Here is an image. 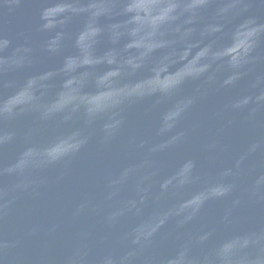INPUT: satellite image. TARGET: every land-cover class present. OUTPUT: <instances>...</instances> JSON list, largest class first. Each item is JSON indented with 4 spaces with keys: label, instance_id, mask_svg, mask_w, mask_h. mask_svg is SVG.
<instances>
[{
    "label": "water",
    "instance_id": "obj_1",
    "mask_svg": "<svg viewBox=\"0 0 264 264\" xmlns=\"http://www.w3.org/2000/svg\"><path fill=\"white\" fill-rule=\"evenodd\" d=\"M0 264H264V0H0Z\"/></svg>",
    "mask_w": 264,
    "mask_h": 264
}]
</instances>
